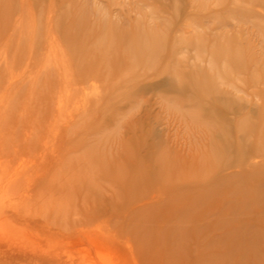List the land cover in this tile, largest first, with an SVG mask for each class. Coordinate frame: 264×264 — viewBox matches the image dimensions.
<instances>
[{
	"label": "rangeland",
	"instance_id": "obj_1",
	"mask_svg": "<svg viewBox=\"0 0 264 264\" xmlns=\"http://www.w3.org/2000/svg\"><path fill=\"white\" fill-rule=\"evenodd\" d=\"M0 264H264V0H0Z\"/></svg>",
	"mask_w": 264,
	"mask_h": 264
},
{
	"label": "bare ground",
	"instance_id": "obj_2",
	"mask_svg": "<svg viewBox=\"0 0 264 264\" xmlns=\"http://www.w3.org/2000/svg\"><path fill=\"white\" fill-rule=\"evenodd\" d=\"M138 182V181H137Z\"/></svg>",
	"mask_w": 264,
	"mask_h": 264
}]
</instances>
